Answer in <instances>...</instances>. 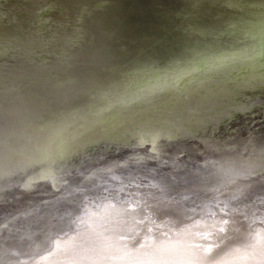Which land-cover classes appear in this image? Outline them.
<instances>
[{
    "label": "bare ground",
    "instance_id": "bare-ground-1",
    "mask_svg": "<svg viewBox=\"0 0 264 264\" xmlns=\"http://www.w3.org/2000/svg\"><path fill=\"white\" fill-rule=\"evenodd\" d=\"M51 54L40 42L15 46L0 41V79L7 75L9 80L12 72L20 77L15 86L0 84V92L17 95L9 100L16 102V110L0 109V240L6 239L0 246V264L12 263L5 254L14 235L28 239L40 227L48 235L33 238L31 249L53 239L49 244L57 250L52 264L264 261L262 39L172 67L126 71L122 89L101 97L105 105L74 127L53 126L52 121L48 126L46 114L60 112L96 84L82 78L85 57L72 59L58 52L66 71L60 72L50 67ZM66 66L80 71L70 72ZM22 75L27 83L20 82ZM116 152L149 161L100 170L105 159L110 167L125 160ZM86 193L110 207L142 201L146 227L138 225L139 211L130 206L133 210H122L110 223L118 234L112 240L71 241L62 234L63 212L80 208ZM215 209L226 211L232 223H223L222 234L218 227L211 229L219 222V214L211 213ZM158 233L166 238L144 248ZM205 237L209 241L202 243Z\"/></svg>",
    "mask_w": 264,
    "mask_h": 264
},
{
    "label": "water",
    "instance_id": "water-1",
    "mask_svg": "<svg viewBox=\"0 0 264 264\" xmlns=\"http://www.w3.org/2000/svg\"><path fill=\"white\" fill-rule=\"evenodd\" d=\"M52 1L30 0V6L26 10L23 9L20 13L16 10L15 15L7 22L3 19V13L0 14V41L11 42L15 46L19 43L29 46L30 42L46 45L52 51L50 67L54 70L65 71L58 60V52H65L72 59L76 56L87 59L83 65L88 69H80L84 76L82 78L87 83H95L96 88L93 89V86L88 92L81 93L73 99L71 105L61 107L60 112H48V126L52 121L53 126L69 124L68 126L74 127L92 119V112L105 105L106 101L101 97L122 89L121 79L126 71L151 66L172 67L190 62L200 55L228 53L253 45L260 39L264 41V0H247L245 3L244 0L211 1L210 10L222 6L216 9L227 13H241L235 18H226L221 27L210 22L199 25L197 20L205 18L204 14L197 13L201 0H189V8L176 13L178 17L175 19H181L177 25H170L171 20L162 15L166 13L160 3L153 0ZM161 18H165V21ZM4 22L6 24H3ZM222 36L233 39V42L220 44ZM66 70L74 71L67 66ZM47 76L49 78L50 75ZM9 78L8 80L5 75L0 79V84L15 86L20 77H16L12 72ZM21 78L22 84L28 82L23 75ZM16 96L15 93L0 92V109L5 107L6 110H16V102H9ZM114 154H121L119 157H124L125 160L121 159L115 166L110 167L105 159V164L101 165L100 170L117 171L135 161L141 164L149 161L146 158L125 157L122 152ZM41 210L44 213L43 209ZM35 213H30L29 216H34ZM48 213L52 214L53 210ZM211 213L218 214L217 209ZM47 214L43 216L46 221L49 218ZM225 217L229 222V216L226 214ZM38 221L40 220L36 222ZM33 257L25 262H31Z\"/></svg>",
    "mask_w": 264,
    "mask_h": 264
},
{
    "label": "rangeland",
    "instance_id": "rangeland-1",
    "mask_svg": "<svg viewBox=\"0 0 264 264\" xmlns=\"http://www.w3.org/2000/svg\"><path fill=\"white\" fill-rule=\"evenodd\" d=\"M42 1L47 2L48 0H42ZM153 1H157V3H160L162 9H164V12L166 13V14H162V15L165 16V18H169L171 20L170 25L172 23L177 25L179 23L178 20H181V19H175L176 17H178V16H176V13H178V11L189 8V6H188L189 0H153ZM211 1H214V0H201L200 1V7L198 8L197 13L204 14L205 18L203 20H202V18H201V20H197L199 25L201 23H202V25H205V24L210 22V24H213V25L215 24L217 27H221L222 24L226 21V18H229V17L235 18L236 16L241 15V13H237V12L227 13L226 11H222V9H216V8H221L222 6L214 7L215 10H210V6L212 5ZM245 1H247V0H244L243 2L245 3ZM248 1H251V0H248ZM52 2H54V0ZM122 2H124V1L122 0ZM217 3L222 4L223 2L217 1ZM29 4H30V0H0V14L3 13L2 14L4 17L3 19L7 22L10 20L11 16L15 15L16 10L18 13H20L23 9L26 10L27 7L30 6ZM251 11L254 12V10H251ZM165 18H161V20L164 19V21H165ZM190 20H187V21L189 22ZM6 22H4L3 24H6ZM219 42H220V44L221 43L222 44H231L233 42V39L222 36V38L220 39ZM127 176L129 177V175H127ZM108 179L110 180L111 178H108ZM109 180H107V181H109ZM105 183H107V182L105 181ZM96 196L97 195H95L93 193H91V194L86 193L85 195H82L84 204L80 208H74V209L68 208L66 210L65 214L63 212V217L65 215V224H64L65 225V231L62 234H64L67 238L69 237V239L71 238L70 239L71 241L75 240L74 238L79 237V238L85 239L90 244H97L99 242L105 241L106 238H108L109 240H112L114 237H116L118 235L117 233L111 231L113 228L110 225V223H112L115 220L118 213H121L122 210L125 211L132 204H129L126 208L125 207L122 208V206H123L122 202H116L115 204H113L110 207V206L106 205L105 202H97L98 199L95 198ZM136 197H138V196H136ZM94 200H97V201H94ZM135 200L133 199L132 201H134L137 204V206L134 205L136 207H134V206H131V207L134 208L135 210L139 211L138 212L139 213V215H138L139 219L137 221V222H139L138 225H142V227L145 228L146 222H144V221H146L147 215L145 217V215H144L145 213L142 212V210L144 211V209L142 208V205L140 203L142 201H140V200L135 201ZM123 203H125V202H123ZM91 209H98V210L97 211L92 210V212H91L90 211ZM128 209H131V208H128ZM131 210H133V209H131ZM102 211H104V212L101 213ZM75 213H77V214H75ZM78 213H80V215ZM94 213H96V214H94ZM217 213L219 214V222L217 221L216 226L215 227L213 226L214 228L211 227V229H215L216 227H218L217 228L219 231L218 234H222V233H224L225 228H226V227H222V225H223V223L228 222L226 217H224V216H226L227 213H226V211H222V210H217ZM80 217H81V219H80ZM110 220H112V221H110ZM107 224H109V225H107ZM143 224L145 227L143 226ZM230 224H232V223H230ZM151 225H152V223L149 224V226H151ZM106 227H108V228H106ZM33 228H35V227H33ZM53 229H55V228L53 227ZM176 229H180V228H176ZM109 230L111 233H109ZM42 231L43 230H41V227H40V229H35L34 232H32L33 234L31 235V237H29L28 239H24V240H18V236L14 235L15 241L13 242V244L11 245V248L9 249L11 251L5 254L8 257L9 262H12L11 264H52V261H53L52 257L55 256L54 251L57 250V248H55V246L49 244V243H51L50 240H53V239H48L47 243L43 242L42 244H39L36 249H31L33 238H39V237L41 238L47 234V232H46V234H44ZM172 231H173V229L168 230L167 232H172ZM105 232H107V233H105ZM54 234H56V233H54ZM144 234H145V230H144ZM56 235L59 236L58 234H56ZM158 235H162V233H158L153 238L149 237L148 243H146L145 246H143V247L144 248L149 247L151 245L156 244L158 242V239L161 238V240H163L166 238V237H161V236L158 237ZM261 237H262L263 242H264V231H263ZM61 238H64V237H61ZM5 240L6 239L0 240V246L1 247L5 244ZM203 241H209V239L207 240V237H205L202 239V243H203ZM215 242H218V239ZM129 247L130 246H127L126 249L130 250V249H128ZM32 256H34L33 257L34 259L31 262H29V263L25 262V260H27L29 258H30L29 260H31ZM11 257L13 260H10ZM263 258H264V255H262V259ZM258 262H259V264H261L262 262L264 263V261H261V260L257 261V263Z\"/></svg>",
    "mask_w": 264,
    "mask_h": 264
}]
</instances>
